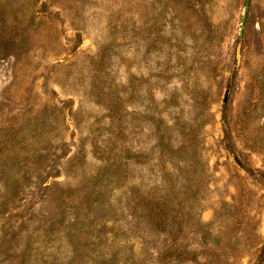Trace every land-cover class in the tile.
Listing matches in <instances>:
<instances>
[{
  "label": "rangeland",
  "instance_id": "obj_1",
  "mask_svg": "<svg viewBox=\"0 0 264 264\" xmlns=\"http://www.w3.org/2000/svg\"><path fill=\"white\" fill-rule=\"evenodd\" d=\"M0 264H264V0H0Z\"/></svg>",
  "mask_w": 264,
  "mask_h": 264
},
{
  "label": "water",
  "instance_id": "obj_2",
  "mask_svg": "<svg viewBox=\"0 0 264 264\" xmlns=\"http://www.w3.org/2000/svg\"><path fill=\"white\" fill-rule=\"evenodd\" d=\"M249 9H250V2L248 1L244 7V16H243V24L246 23V20H247V15H248V12H249ZM241 48H242V45L241 44H238L237 46V52H236V55H237V59L240 60L241 58ZM230 89H228L226 91V94H225V97H224V103L227 102L228 100V97H229V94H230Z\"/></svg>",
  "mask_w": 264,
  "mask_h": 264
}]
</instances>
